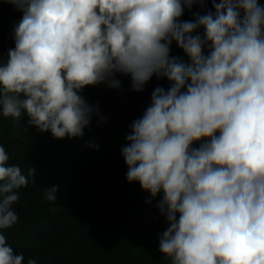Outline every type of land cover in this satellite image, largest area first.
Listing matches in <instances>:
<instances>
[{
	"label": "clouds",
	"instance_id": "obj_1",
	"mask_svg": "<svg viewBox=\"0 0 264 264\" xmlns=\"http://www.w3.org/2000/svg\"><path fill=\"white\" fill-rule=\"evenodd\" d=\"M23 13L0 59V113L55 139L82 137L99 105L87 86L141 92L150 104L121 149L126 179L155 198L166 264H264V6L258 0H4ZM198 5L194 19L182 20ZM203 13V14H202ZM202 30V31H201ZM175 43L188 57L171 56ZM101 120L106 118L100 116ZM199 142L198 147H193ZM98 148L99 145H90ZM0 145V230L18 222L28 177ZM35 169H29L34 178ZM58 186L44 189L57 200ZM0 264H37L0 232Z\"/></svg>",
	"mask_w": 264,
	"mask_h": 264
},
{
	"label": "trees",
	"instance_id": "obj_2",
	"mask_svg": "<svg viewBox=\"0 0 264 264\" xmlns=\"http://www.w3.org/2000/svg\"><path fill=\"white\" fill-rule=\"evenodd\" d=\"M258 3L264 6V0ZM211 8V0H206V9ZM197 11L201 9L194 5L181 19L192 20ZM22 15L0 0V59L5 62ZM171 56L189 62L175 43ZM116 79L120 88L101 84L82 91L106 118L94 116L82 137L55 139L29 125L26 113L18 123L0 113V145L10 156L9 164L19 165L29 180L16 190L19 199L12 207L18 222L0 230L15 254L23 253L37 264H166L158 250L167 228L156 207L162 193L153 198L138 182L127 181L121 149L132 122L150 104L153 89H167L169 82L154 75L143 91L136 92L129 76L118 73ZM198 146L194 142L193 147ZM30 168L35 169L34 178ZM54 185L57 200L49 202L44 189Z\"/></svg>",
	"mask_w": 264,
	"mask_h": 264
},
{
	"label": "rangeland",
	"instance_id": "obj_3",
	"mask_svg": "<svg viewBox=\"0 0 264 264\" xmlns=\"http://www.w3.org/2000/svg\"><path fill=\"white\" fill-rule=\"evenodd\" d=\"M261 1H263V0H261Z\"/></svg>",
	"mask_w": 264,
	"mask_h": 264
}]
</instances>
